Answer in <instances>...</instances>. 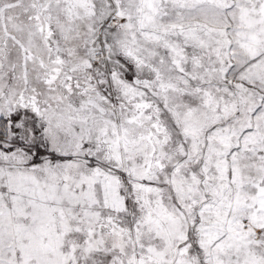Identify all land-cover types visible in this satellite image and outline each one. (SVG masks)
Returning a JSON list of instances; mask_svg holds the SVG:
<instances>
[{
    "label": "snow or ice",
    "instance_id": "obj_1",
    "mask_svg": "<svg viewBox=\"0 0 264 264\" xmlns=\"http://www.w3.org/2000/svg\"><path fill=\"white\" fill-rule=\"evenodd\" d=\"M0 264H264V0H0Z\"/></svg>",
    "mask_w": 264,
    "mask_h": 264
}]
</instances>
